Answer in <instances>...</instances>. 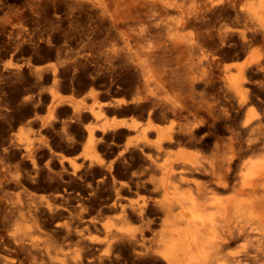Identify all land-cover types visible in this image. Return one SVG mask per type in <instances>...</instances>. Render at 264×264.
Segmentation results:
<instances>
[{"label":"bare ground","instance_id":"1","mask_svg":"<svg viewBox=\"0 0 264 264\" xmlns=\"http://www.w3.org/2000/svg\"><path fill=\"white\" fill-rule=\"evenodd\" d=\"M15 8L42 29L13 47L6 35V50L51 53L60 41L104 37L94 51L110 66L91 72L86 54L73 62V80L89 72L85 85L100 83L90 103L61 92V70L35 56L0 69V264H264V0H25ZM126 88L129 98H99ZM67 106L71 116L58 119ZM113 107L132 115L98 124ZM88 117L99 121L81 127ZM22 119L30 128L16 129ZM76 123L82 163L55 148L78 139ZM35 125L49 136L38 140ZM129 136L107 165L100 152ZM207 145L208 157L192 147Z\"/></svg>","mask_w":264,"mask_h":264},{"label":"rangeland","instance_id":"2","mask_svg":"<svg viewBox=\"0 0 264 264\" xmlns=\"http://www.w3.org/2000/svg\"><path fill=\"white\" fill-rule=\"evenodd\" d=\"M23 1V3L25 2V0H22ZM21 0H9L8 1V7H7V9H6V7H1L0 8V22L2 21V20H5V21H7L6 22V24H7V27H8V32L7 33H2V34H0V69L3 67V65H7V64H12L13 62V66L16 64H22V63H24V62H26L27 60H29L30 58H32L33 59V57H34V59L35 58H37V56H40L39 57V61L36 59V60H32V62L33 63H35L36 65H40V64H42V63H45V64H42L41 66H47L48 64L49 65H55L56 67H57V72H59L60 70V72L62 73L63 72V74L61 75V73H60V76H61V81H60V84H59V89H60V91H61V89H62V91L61 92H63V93H66V94H71V95H73L74 94V97H76L77 96V98H79V96L81 97L80 99H83V100H85L87 103L89 102H91L92 100H90L91 98L88 96V91L93 87H95L96 89H100L101 88V86L99 87L98 86V84H100V83H98V84H96V83H93V84H88V86L87 85H85L86 84V81H88L87 79H89L86 75H88V73L89 72H85V73H87L86 75H84V73L82 74L83 75V77H82V79L79 81L78 79L77 80H73L72 78H73V72H75L74 71V69L76 68L75 67V64L73 63L74 61H76L77 59H81V56H84L85 54V58L83 57L81 60H83V61H87L86 59H90V61L88 60V63H89V70L91 71V72H93L92 70H94V72H96V71H99L98 70V67H99V69H102L103 67L104 68H106V67H109L110 66V63H109V60H108V58H107V56H100L98 53H95V51H94V49H96L95 47H97V46H100L99 44H100V42L101 41H103V39H104V37H102L100 40H97L94 44H89V43H85V42H76V41H66V43H65V41L63 42H59V43H57L62 49H59L57 52L55 51V52H51L50 53V50L48 49V48H44L43 50H39V51H35V53L33 52V51H28V49H19V50H17L16 52H14V51H10V50H6L3 46H2V44H3V42L5 41L4 39L6 38V37H10L11 38V42H12V47L13 46H15L16 44H17V42H19L21 39H23L24 38V40L25 39H30L31 38V36L32 35H30V37L28 36L29 34H33L34 35V33H36L37 31H39V32H37V34H35V35H37L38 36V34L40 33V30L42 29V26L41 25H38L37 24V22L36 21H34V20H32L29 16H27V18H26V16H24V15H22V16H20V15H18V12H16V9L17 8H15V6H20V5H22L23 3H21L22 2ZM21 3V4H20ZM3 9V10H2ZM4 12H6V14L4 13ZM17 14H16V13ZM17 15V16H16ZM24 16V17H23ZM18 17H20V18H18ZM29 17V18H28ZM18 18V19H17ZM34 21L33 23H32V21ZM21 28V29H20ZM25 28H26V30H25ZM20 29V30H19ZM22 30H23V32H25V34H23V32H22ZM29 30L31 31V32H29ZM28 31V32H27ZM34 31V32H33ZM27 33V34H26ZM23 34V35H22ZM7 35V36H6ZM25 35V36H24ZM27 35V36H26ZM4 36V37H3ZM6 36V37H5ZM26 37V38H25ZM28 37V38H27ZM4 38V39H3ZM4 40V41H3ZM3 41V42H2ZM62 43V44H61ZM64 43V44H63ZM61 44V45H60ZM65 45V46H64ZM43 51V52H42ZM93 51V52H92ZM61 54H60V53ZM97 52V51H96ZM51 54V55H50ZM53 54V55H52ZM60 54V55H59ZM87 55H89V57L87 56ZM33 56V57H32ZM46 56H52L51 58L50 57H45ZM60 56V57H59ZM70 56H73L72 58L70 57ZM77 56H80L79 58L77 57ZM92 56V57H91ZM93 56H94V58H93ZM45 59H44V58ZM66 57V58H65ZM67 57H68V59H69V61H68V59H67ZM70 57V58H69ZM88 57V58H87ZM91 57V58H90ZM48 58V59H47ZM56 58H59V59H56ZM74 58V59H73ZM77 58V59H76ZM43 59V60H42ZM53 61H52V60ZM63 59H64V61H63ZM76 59V60H75ZM94 59V60H93ZM107 59V60H106ZM231 60H232V58H230ZM229 58H227L226 59V61H231ZM71 60V61H70ZM73 60V61H72ZM233 60H235V58H233ZM12 61V62H11ZM42 63H41V62ZM48 61V62H47ZM49 61H51V62H49ZM94 61V62H93ZM17 62V63H16ZM20 62V63H19ZM64 62V63H63ZM38 63V64H37ZM52 63V64H51ZM53 63H56V64H53ZM69 63V64H68ZM72 63V64H71ZM100 64V65H98V64ZM64 64V65H63ZM91 64V65H90ZM94 64V65H93ZM96 64V65H95ZM66 65V66H65ZM102 65H103V67H102ZM109 65V66H108ZM64 66L66 67V70L68 71V69L70 68L71 70H72V72H71V70H70V72L68 71V72H66V70H65V68H64ZM69 66V67H68ZM90 66L91 67H93L92 69L90 68ZM98 66V67H97ZM100 66L102 67V68H100ZM60 67V68H59ZM68 68V69H67ZM94 68H96V70L94 69ZM60 69V70H59ZM64 69V70H63ZM65 74V75H64ZM68 76H67V75ZM64 75V76H63ZM84 76L85 77H87V78H84ZM84 78V79H83ZM64 79V80H63ZM73 80V81H72ZM84 80V81H83ZM64 81H66L65 83H64V85H63V82ZM47 82V83H46ZM49 82V83H48ZM70 82V83H69ZM73 82L75 83V84H73ZM79 82H84V83H80L79 84ZM52 82L51 81H45L44 83H43V86H41L42 87V89L43 90H45V92L46 93H48V90H49V88H50V86H52V84H51ZM61 83H62V85H61ZM68 83V84H67ZM49 84H51V85H49ZM66 84V85H65ZM70 84V85H69ZM83 85V86H82ZM93 85V86H92ZM96 85V86H95ZM49 86V87H48ZM90 86H92V87H90ZM40 87V88H41ZM62 87V88H61ZM65 87L67 88L66 90H65ZM88 87H90L89 89H88ZM45 88V89H44ZM92 88V89H93ZM64 90V91H63ZM94 90V89H93ZM121 89H118V91H117V89L116 90H114V91H112V92H110L109 94L108 93H106V95H107V97L105 98V94L104 93H102L101 95H100V100L101 101H107V100H112V99H116V98H119V97H124V98H126V97H128L129 95H130V97L133 95L132 94V92L128 89V88H126V89H124V90H122V91H120ZM85 91H86V93H85ZM73 92V93H72ZM115 92V93H114ZM131 92V93H130ZM84 93V94H83ZM132 94V95H131ZM82 96H84V97H82ZM103 96V97H102ZM111 99H110V98ZM103 98L105 99V100H103ZM109 98V99H108ZM129 98V97H128ZM48 100V99H47ZM45 101V105H44V103H42L41 105H40V109L37 111V113H38V115H37V117H38V119H39V121L40 122H42L45 118H46V116L48 115V103L50 102L49 100L48 101ZM48 102V103H47ZM47 103V104H46ZM68 107L69 106H67V110H63V111H61V112H58V113H56V116H58L59 115V117H58V119H64V117L65 118H69L70 116H71V114H69L70 113V109L71 108H69L68 109ZM46 108V109H45ZM112 108V107H111ZM107 109L105 112V114H104V116L101 118V119H99V120H95L94 118L92 119V117H88V118H85V119H87V121L85 120V119H82L81 121H83V120H85L86 121V123H84V125H83V123L80 121V126L81 127H84V126H87V125H89L90 123H91V125H92V121L93 120H95V121H93V124H96L98 121V124L99 123H102L106 118H110V117H112V118H110L109 120H111V119H113L115 116V118L114 119H116V118H119V117H122V116H124V117H127V115H128V118L132 115L131 113H122V112H120V110H118V108H114L113 107V109H115L114 111H113V109ZM44 109V110H43ZM41 110V111H40ZM69 110V111H68ZM112 111L111 112V116H110V111ZM67 111L69 112V113H67ZM116 111V112H115ZM118 111V112H117ZM63 112H64V114H65V112H66V114H65V116H64V114H63ZM116 113H118L119 115H117ZM42 114V115H41ZM58 114V115H57ZM62 114V116L60 117V115ZM106 114H108L109 115V117L106 115ZM131 114V115H130ZM69 115V116H68ZM122 115V116H121ZM130 115V116H129ZM105 116H106V118H105ZM41 117V118H40ZM25 119V118H24ZM41 119V120H40ZM92 119V120H91ZM103 119V120H102ZM23 120V119H22ZM90 120H91V122H90ZM21 122V123H20ZM84 122V121H83ZM28 122H27V119L26 120H23V121H19V124H17L16 125V129H19L20 127H24V128H26V129H28V128H30L29 126H28V124H27ZM27 125V126H26ZM38 125V128H39V124H37ZM20 126V127H19ZM35 127H37L36 125L31 129V131H32V133L34 132V136H36V138L39 140V139H41V136L42 137H46V136H49L48 134H47V132L46 131H43L44 132V134L42 133V131H41V133H40V131L38 132V128H36V130H35ZM75 129H74V126H72L71 128H72V130H70V133L72 134V135H78L77 133L79 132V125L76 123V125H75ZM75 132H74V131ZM37 131V132H36ZM73 131V132H72ZM41 134L40 136L38 135V134ZM74 133V134H73ZM76 138H78L77 140H75V142H73V143H68V144H65L66 142L64 141V140H62L63 142H60L61 140H59V142L57 141L56 143H58V144H56L55 143V148L56 149H58V150H60L61 152L63 151V153L65 152V155H67L68 157H70L71 159L73 158V159H75L78 163L80 162V163H82L84 160H83V158H86L85 156H86V153L84 152V148H83V145H84V142H81V140L82 141H85V140H83V139H80V137H79V135L78 136H75ZM132 137V139H134V137L133 136H129V139H128V137H126V138H117L116 140V142L118 143V144H114V148L112 147V148H109V149H107L108 150V152H106L107 150H102L100 153H102V154H100L101 156H103V159H104V162L107 164L108 163V160H113L114 161V163H113V161L111 160V161H109L110 162V164H114V165H116V163L118 162V156L119 155H117L118 154V152H117V150H118V147H117V145H119V142H121L123 139H124V141H122L121 143H120V145L122 144V143H126V142H128V141H130V138ZM75 138V139H76ZM79 139H80V141H79ZM128 139V140H127ZM131 139V140H132ZM119 140V141H118ZM62 143H64V144H62ZM81 144V146H82V148L80 147V145H76V144ZM83 143V144H82ZM72 144V145H71ZM73 144H75L76 145V147H75V145L73 146ZM56 145H57V147H56ZM66 145V146H65ZM71 145V146H70ZM58 146H59V148H58ZM64 146V147H63ZM73 146V147H72ZM79 146V148L80 149H78L77 147ZM67 147V148H66ZM69 147H70V149H69ZM116 147V148H115ZM195 150H198V151H200V149L201 150H203V153H202V151H200V153H201V155L203 154L204 156H205V154H206V157H208V156H210L211 155V149L209 148L210 146L209 145H207V146H204L203 148H199V149H197L198 147H194V146H192ZM208 149H207V148ZM62 148H64V149H62ZM71 148H72V150H71ZM69 149V150H68ZM76 149H78L77 151H76ZM113 149V151H111V153H110V150H112ZM66 150V151H65ZM81 150V151H80ZM115 150V151H114ZM207 150L210 152H207ZM73 152L72 154L70 153V152ZM206 151V152H205ZM80 152V153H79ZM84 154H83V153ZM68 153V154H67ZM79 155H78V154ZM105 153H107V154H105ZM109 153V154H108ZM113 153V154H112ZM116 153V154H115ZM208 154V155H207ZM71 155V156H70ZM78 155V156H77ZM115 155V156H114ZM73 156V157H72ZM76 156V157H75ZM104 156H106V157H104ZM107 156H110V157H107ZM203 156V157H204ZM112 157V158H111ZM117 157V158H116ZM80 158H82V160L80 159ZM105 158H107V160L105 159ZM110 158V159H109ZM116 159V160H115ZM109 164V163H108ZM107 164V165H108ZM117 167H119V165L117 164ZM96 175L97 174H94V175H89L88 176V179H90V180H92V181H96L97 179H98V175H97V177H96ZM95 176V177H94ZM123 175H121V176H119V178L120 179H124L125 180V178H127L126 176H123ZM78 181H80V179L78 178L77 179ZM127 180V179H126ZM237 248V247H236ZM235 248V249H236ZM261 259V258H260ZM263 260H261V261H264V258H262Z\"/></svg>","mask_w":264,"mask_h":264}]
</instances>
